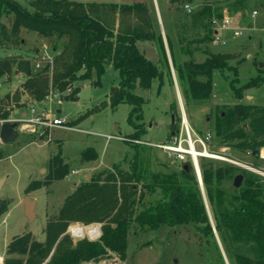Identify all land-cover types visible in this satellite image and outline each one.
<instances>
[{
  "label": "trees",
  "instance_id": "16d2710c",
  "mask_svg": "<svg viewBox=\"0 0 264 264\" xmlns=\"http://www.w3.org/2000/svg\"><path fill=\"white\" fill-rule=\"evenodd\" d=\"M248 1L235 0L227 4V10L244 15ZM213 5L205 0L194 14V22L199 21L202 27L208 28L211 37L214 33L212 20L222 17ZM28 6L13 0H0V19L2 16L9 18L8 25L0 22V47L20 45L19 34L25 30L50 41L52 49L60 48V51L51 66L46 64L34 73L28 61L4 58L0 60V78L10 74L14 66L15 71L24 74L22 87L34 101L44 100L49 95V86L62 95L60 99L74 101L80 90L75 83L93 78L92 85L98 86L105 65H111L117 71L119 81L110 89L109 106L112 109L120 103L131 106L127 121L135 131L129 139L136 140L143 127L133 118L141 120L143 99L134 93V89H149L155 80L159 88L164 75L136 47L137 41H154L164 54L161 38L155 37L152 31L146 6L142 3L110 4L113 13L134 18L132 24L125 28L121 26L116 32L97 16L100 8L95 4L30 0ZM243 20L245 23L250 21L246 17ZM205 53L203 62L189 61L176 67L185 99L197 105L209 103L213 92L212 74L225 68L224 56ZM260 82L257 77L237 87L229 83L236 103L221 108L215 116L210 130L214 148L232 147L257 160L251 152L264 146V106L241 102V98L243 90L255 88ZM10 100L18 105V94L12 99L7 95L0 97V118L6 117L4 108ZM2 157L0 151V159ZM81 157L89 162L96 159V153L92 148H86ZM128 170L123 171L114 164L111 171L104 170L77 185L56 211L46 216L42 231L44 240L37 241L29 233L13 238L6 246L3 264L97 263L110 254L122 260L131 224L140 230H154L162 225L170 228L191 226L206 240L215 230L232 264H264V180L260 176L229 164L215 166L212 162H200L202 189L211 223L190 165L189 171L152 174L147 181L137 172L134 162L129 164ZM67 173V164L57 152L48 159L43 182L28 184L25 192L46 186ZM238 174L242 175V181L235 188L232 181ZM137 184L142 187L139 196H136ZM7 205L0 200V216L7 211ZM93 223L100 226L96 239L72 242L67 232L71 225ZM239 247L244 249L242 253L236 252Z\"/></svg>",
  "mask_w": 264,
  "mask_h": 264
},
{
  "label": "rangeland",
  "instance_id": "374dc122",
  "mask_svg": "<svg viewBox=\"0 0 264 264\" xmlns=\"http://www.w3.org/2000/svg\"><path fill=\"white\" fill-rule=\"evenodd\" d=\"M13 1L29 8L30 0ZM70 1L99 6L97 16L115 32L121 26L125 28L132 24L134 18L127 14L113 13L110 4L145 5L152 31L155 37L159 36L162 40L164 54L154 41H137L136 47L161 69L164 74L162 84L158 88V81L155 80L149 89H134V93L142 97L143 104L141 120L133 118V121L142 124L143 131L137 138L138 142H133L129 137H133L135 130L127 121L131 106L127 103H120L113 109L109 106L110 89L117 86L119 81L118 73L111 65H105L100 85H92L93 78L75 83L74 86L80 88L76 100L60 99L62 95L49 86V96H52L42 100L44 103L38 107L29 101L30 97L22 87L25 80L22 72L15 71L13 66L10 74L0 78V97L7 95L8 99H12L15 94L19 96L18 105L12 100L5 105L6 117L0 119L14 121L22 111L33 107L66 120L67 126L74 128H43V134L39 136L17 126L18 134L12 142H0V151L3 153L0 159V200L8 203L7 211L0 216V264L4 262L6 246L13 238L29 233L33 239L43 241L46 216L56 211L64 197L77 185L95 178L104 170L111 171L114 164L123 171H129V164L134 162L137 172L146 181L152 174L178 173L183 162L175 161L155 145L170 143L172 133L183 131L184 119L197 135L212 130L218 110L236 103L229 87L230 82L237 87L258 77L260 84L243 90L241 102L264 106V0H249L244 15L227 10V4L235 0H207L219 9L221 19L227 17L230 20V30L220 32L224 40L222 45L214 44L208 28L202 27L199 21L194 22V14L205 0ZM186 6L190 11H187ZM253 11L257 12L255 17H251ZM245 17L252 23H245ZM0 22L8 25L9 18L2 16ZM232 30H238L240 34L233 36ZM19 36L22 42L20 45L4 44L0 47V60H26L33 73L42 70L46 64L52 65L60 48L53 50L50 41L40 39L34 32L21 30ZM207 51L224 56L225 68L222 72L214 71L212 74L213 92L209 103L197 105L185 99L176 67L189 61L203 62ZM47 73L50 78V68ZM195 147L200 149L198 145ZM86 148L95 151L96 159L89 162L82 160L81 153ZM214 149L229 154L239 162L251 163L264 170V162L249 158L248 154L239 153L232 147L217 146ZM57 152H60L63 162L67 164V175L26 193L28 184L43 182L48 159ZM202 161L212 162L215 166L223 164L215 160ZM72 170L76 172L71 173ZM136 187V196H139L142 187L139 184ZM201 191L212 223L203 189ZM25 196L35 199V217L31 222H27L23 214L22 200ZM74 225L86 229L99 224ZM70 238L73 243L83 238L89 239L85 232L82 236ZM226 251L215 230L213 236L206 240L200 238L191 226L170 228L162 225L154 230H140L137 225L131 224L126 237L124 259L110 254L97 263L90 261L85 264H232ZM243 251L241 247L236 250L239 253Z\"/></svg>",
  "mask_w": 264,
  "mask_h": 264
},
{
  "label": "built area",
  "instance_id": "2783aa9c",
  "mask_svg": "<svg viewBox=\"0 0 264 264\" xmlns=\"http://www.w3.org/2000/svg\"><path fill=\"white\" fill-rule=\"evenodd\" d=\"M187 11H190V8L186 6ZM257 14L256 11L251 13V17H255ZM220 20V21H218ZM230 20L227 17L222 19H213V43L216 45H222L224 43L223 37L220 32L229 29ZM215 26V27H214ZM218 26V27H217ZM240 32L238 30H232L233 36H238ZM52 96V95H50ZM49 95L46 98L50 97ZM55 96V94H54ZM9 121V120H8ZM6 120L0 119V125ZM17 126L22 130H26L32 133H36L41 136L43 134V128H54L61 127L68 130H74V128L67 126V121L56 116L51 115L44 109H35L33 107L29 108L27 112L15 119L14 121ZM183 131L172 133L170 138V143L167 144H156L155 147L160 148L168 156L175 159V161L188 163L195 174L199 187L202 189L201 182V171H200V161L201 160H215L220 161L223 164H229L236 166L253 174L260 176L264 180V170L254 166L251 163H242L236 159L229 156V154H224L222 152H216L212 144V134L207 132L204 135H197L192 132L187 123L183 120ZM79 130V129H76ZM130 140V139H129ZM133 142H138V140H132ZM196 145L200 147L199 150L196 149ZM258 155L256 159L258 161L264 162V146L260 147L258 150ZM74 171H72L73 173ZM99 225L90 226L86 229H83L77 225H72L68 228V234L70 237H79L82 236L85 232L88 235L90 240L96 239L99 236ZM90 264V263H89Z\"/></svg>",
  "mask_w": 264,
  "mask_h": 264
},
{
  "label": "water",
  "instance_id": "95a60500",
  "mask_svg": "<svg viewBox=\"0 0 264 264\" xmlns=\"http://www.w3.org/2000/svg\"><path fill=\"white\" fill-rule=\"evenodd\" d=\"M17 124L15 122H4L0 125V142L3 144H7L12 142L17 137L16 131ZM257 150L251 152V156L257 157ZM181 169L185 171H189V164L183 163L181 165ZM242 181V175L238 174L233 178L232 185L235 188H238ZM2 179H0V184ZM23 205V214L26 218L27 222H31L35 217V199L32 196H25L22 200ZM207 209V207L205 206Z\"/></svg>",
  "mask_w": 264,
  "mask_h": 264
},
{
  "label": "crops",
  "instance_id": "0c3cea01",
  "mask_svg": "<svg viewBox=\"0 0 264 264\" xmlns=\"http://www.w3.org/2000/svg\"><path fill=\"white\" fill-rule=\"evenodd\" d=\"M261 5V4H260ZM252 22L251 21H247V24L249 25V24H251ZM25 99H27V98H25ZM29 101H32V102H34V103H36V107H38V106H41L44 102L43 101H41V102H36V101H34L32 98H30V100ZM181 109H182V106H181ZM27 111L25 110V111H22L21 113H20V116H23L25 113H26ZM182 113H183V109H182ZM183 115H184V113H183ZM184 119V118H183ZM185 120V119H184ZM72 171H74L73 173H75L76 171L75 170H72ZM72 171H71V173H72ZM229 264V263H228Z\"/></svg>",
  "mask_w": 264,
  "mask_h": 264
}]
</instances>
